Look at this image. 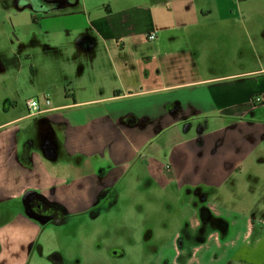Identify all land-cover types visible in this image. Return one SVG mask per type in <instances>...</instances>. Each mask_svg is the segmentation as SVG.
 <instances>
[{"label":"crops","instance_id":"1","mask_svg":"<svg viewBox=\"0 0 264 264\" xmlns=\"http://www.w3.org/2000/svg\"><path fill=\"white\" fill-rule=\"evenodd\" d=\"M51 6L42 18L51 29L38 42L48 65L16 91L23 104L47 95L50 106L33 116L15 101L0 122V211L22 200L13 212L23 224L17 226L43 228L26 210L29 195L63 209L55 225L62 226L95 207L99 193L102 203L114 189L117 204L128 181L144 178L184 204L181 216L193 220L191 227H213L202 250H180L192 239L171 237L166 245L175 258L237 264L251 240L262 247L244 261L264 264V209L253 223L234 210L207 209L204 198L224 183L245 185L252 156L262 155L264 17L241 13L239 0ZM150 33L153 41L146 40ZM143 241L154 242L153 235Z\"/></svg>","mask_w":264,"mask_h":264},{"label":"rangeland","instance_id":"2","mask_svg":"<svg viewBox=\"0 0 264 264\" xmlns=\"http://www.w3.org/2000/svg\"><path fill=\"white\" fill-rule=\"evenodd\" d=\"M239 1L241 13L264 17V0ZM45 2L50 6H39L34 0H0V122L15 101L18 107L24 105L26 98L18 97V101L16 91L27 82L37 81V70L48 65L38 42L41 33L51 29V26L46 28L42 18L53 11L54 0ZM262 144V155L259 158L258 154L253 155L249 170L244 171L249 178L245 185L228 182L214 191L206 190L205 202L212 206L207 209L234 210L253 223L259 220L262 215L259 209H264V141ZM148 182L138 177L128 181L117 204L115 190H110L95 217L92 209H87L67 217L62 226L46 225L35 231L17 226L15 205L22 206V200L11 203L12 209L0 211V264H186L175 258L172 247L166 243L180 233L181 237L192 239L182 244L180 250L191 251L195 247L202 250L206 248V243L202 244L207 232L213 227H191L193 220L181 216L184 204L175 195ZM244 199H248L249 206L244 204ZM8 223H12L10 229L1 228ZM151 235L154 242L143 241ZM261 247L250 240V245H242L236 255L240 262H235L250 264L244 261L247 251L258 255ZM251 264H259V259Z\"/></svg>","mask_w":264,"mask_h":264},{"label":"flooded vegetation","instance_id":"3","mask_svg":"<svg viewBox=\"0 0 264 264\" xmlns=\"http://www.w3.org/2000/svg\"><path fill=\"white\" fill-rule=\"evenodd\" d=\"M35 3L41 6L43 0H34ZM26 210L28 213L44 222V225H57L63 220V209L55 205H45L36 200L29 199V195L25 198ZM99 208V207H98ZM92 209H95L93 207Z\"/></svg>","mask_w":264,"mask_h":264},{"label":"built area","instance_id":"4","mask_svg":"<svg viewBox=\"0 0 264 264\" xmlns=\"http://www.w3.org/2000/svg\"><path fill=\"white\" fill-rule=\"evenodd\" d=\"M154 39V33L146 35L147 41H153ZM24 105L27 109V114L35 116L46 112L49 109L50 101L48 99V96L44 95L41 98L28 99L24 102Z\"/></svg>","mask_w":264,"mask_h":264},{"label":"trees","instance_id":"5","mask_svg":"<svg viewBox=\"0 0 264 264\" xmlns=\"http://www.w3.org/2000/svg\"><path fill=\"white\" fill-rule=\"evenodd\" d=\"M103 197V193H99L95 200V209H92V214L96 213L97 208L101 205V198ZM57 206V205H55ZM58 207V206H57Z\"/></svg>","mask_w":264,"mask_h":264}]
</instances>
